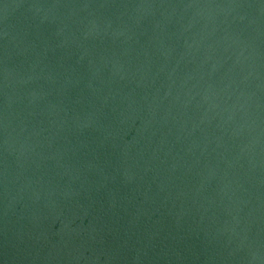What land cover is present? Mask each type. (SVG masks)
<instances>
[{"label": "water", "instance_id": "obj_1", "mask_svg": "<svg viewBox=\"0 0 264 264\" xmlns=\"http://www.w3.org/2000/svg\"><path fill=\"white\" fill-rule=\"evenodd\" d=\"M0 264H264V0H0Z\"/></svg>", "mask_w": 264, "mask_h": 264}]
</instances>
